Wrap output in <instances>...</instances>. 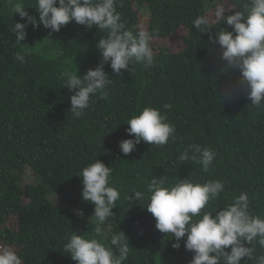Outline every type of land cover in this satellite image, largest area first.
<instances>
[{"label": "trees", "instance_id": "trees-1", "mask_svg": "<svg viewBox=\"0 0 264 264\" xmlns=\"http://www.w3.org/2000/svg\"><path fill=\"white\" fill-rule=\"evenodd\" d=\"M23 2L39 21L36 0ZM247 2L118 0L127 29L153 33L155 64H130L122 76L106 64L112 80L105 89L107 99L93 97L85 114L75 118L70 111L74 92L64 86L62 73L78 69L82 76L95 68L101 60L95 45L106 33L75 22L51 34L42 24L29 25L25 40L18 43L11 29L26 18L13 16L8 0H0V246L16 251L22 264H77L65 249L71 232L97 238L94 205L83 200L77 174L96 159L112 167L110 182L121 194L114 218L101 227L128 237L124 264H190L193 258L184 247L186 237L176 249L172 235L156 229L146 200H126L133 189L144 191L153 178L164 177L169 184L184 178L199 183L226 178L225 190L205 210H220L246 192L251 213L264 217V104L252 106L244 88L225 95V85L234 84L240 73L226 72L221 49L210 40L220 28L232 30L215 22L216 7L223 5L230 15L243 11ZM209 13L207 26H193L197 17ZM28 46L25 60H17L15 54ZM165 103L171 109H163ZM145 107L167 115L176 126L175 139L164 146L141 141L125 155L120 141L134 139L126 123ZM189 144L217 151L209 172L193 161L176 162ZM256 255H264L258 244Z\"/></svg>", "mask_w": 264, "mask_h": 264}, {"label": "clouds", "instance_id": "clouds-1", "mask_svg": "<svg viewBox=\"0 0 264 264\" xmlns=\"http://www.w3.org/2000/svg\"><path fill=\"white\" fill-rule=\"evenodd\" d=\"M117 4L118 0H36L37 21L26 11L23 0H8L10 13L13 16L19 14L22 20L26 18L23 23L16 22L11 29L18 43L25 40L29 25L39 27L42 24L51 34L75 22L88 29L95 26L106 33L95 45L101 56L95 68H89L82 76L78 69L62 73L64 86L74 92L70 97V111L75 118L85 114L93 97L107 99L105 89L112 80L104 71L106 64H110L117 76H122V70L129 71V65L133 63L144 68L155 64L151 46L153 33L145 28L135 32L127 29ZM214 16L215 22L222 21L232 30L220 28L210 40L219 45L226 72L238 69L240 73L234 84L225 85V95H235L244 88L250 104L259 108L264 104V0H248L243 11L230 15H225L223 5H218ZM192 23L200 30L209 24V18L201 15ZM31 48L28 46L23 52H17L15 58L23 62L24 53L30 52ZM171 107L168 103L163 105L165 110ZM126 124L127 133L134 139L120 141L119 147L125 155L132 153L141 141L164 146L170 139H175L177 132L176 126L168 122L167 115L153 107H145ZM217 156V151L211 147L189 144L176 162L193 161L202 165L203 172L207 173L214 167ZM112 172L111 166L96 159L77 174L82 178V198L94 205L93 216L97 221V238L72 231L65 244L77 264H124L128 258L129 239L125 233L109 234L101 227L114 218L113 209L121 195L119 189L111 185ZM228 183L226 178L203 183L184 178L169 184L164 177L153 178L144 191L133 189L126 200L131 203L146 200L147 211L156 220V229L172 235L176 241L174 248L179 249L181 239L186 237L184 247L193 252L190 264H241L242 258L244 264L249 260L264 264V255H256L257 244L264 248V217L251 213L246 192H241L220 210H205L210 202L220 197ZM0 264H22V259L11 247L0 246Z\"/></svg>", "mask_w": 264, "mask_h": 264}, {"label": "rangeland", "instance_id": "rangeland-1", "mask_svg": "<svg viewBox=\"0 0 264 264\" xmlns=\"http://www.w3.org/2000/svg\"><path fill=\"white\" fill-rule=\"evenodd\" d=\"M211 17H212V15H211V13H209L208 18L211 19Z\"/></svg>", "mask_w": 264, "mask_h": 264}]
</instances>
